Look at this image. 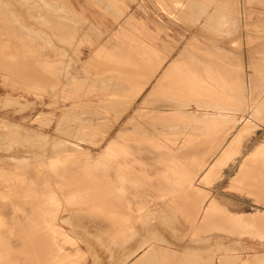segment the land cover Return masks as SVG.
Listing matches in <instances>:
<instances>
[{"label":"rangeland","instance_id":"rangeland-1","mask_svg":"<svg viewBox=\"0 0 264 264\" xmlns=\"http://www.w3.org/2000/svg\"><path fill=\"white\" fill-rule=\"evenodd\" d=\"M55 22H64L65 33L52 31ZM1 40L4 48L0 46V51L20 55L21 63L32 66L31 74L35 66L50 74L16 81V77L0 72V264H36L35 257L38 264H264V228L239 230L228 221L239 218L230 214L264 211V193L255 197L247 187L235 189L231 182L245 156L254 149L256 160L264 167V105L259 103L264 97V0H0ZM139 47L146 49L147 55ZM174 56L179 60L175 69L185 72L181 78L212 80L207 83L211 85L208 92L198 97L188 84L171 81L180 76L165 75V87L149 98ZM134 57L154 59L150 64L139 60L141 73L150 79L139 96L128 89L129 93L125 92L116 81L126 78L122 72L132 70ZM157 67L159 74L152 76ZM116 70L119 74L115 75ZM196 70L199 73L195 74ZM117 74L123 77L115 78L113 87ZM176 85L188 87L186 98L169 91ZM206 100L212 103L208 105ZM174 103L178 107L166 105ZM217 114L222 119H215ZM240 129L241 140L229 148L236 157L244 147L242 154L234 161L228 158L230 154L224 155L203 181L204 173L223 149L231 146ZM79 130L84 135H78ZM134 132L142 133L141 137ZM79 136L84 137L79 140ZM76 180L85 182L86 190ZM26 190L30 198L22 202ZM211 202L210 212L215 213L209 212L208 220L203 221L202 214ZM19 203L22 206L18 209ZM22 208L32 210L37 219L31 223L32 233L35 230L32 241H37L32 249L23 236L27 223L16 222ZM44 245L51 250L41 249ZM37 247L48 252L43 253L44 258Z\"/></svg>","mask_w":264,"mask_h":264},{"label":"bare ground","instance_id":"bare-ground-1","mask_svg":"<svg viewBox=\"0 0 264 264\" xmlns=\"http://www.w3.org/2000/svg\"><path fill=\"white\" fill-rule=\"evenodd\" d=\"M194 1V0H193ZM28 3V2H27ZM53 3V2H52ZM55 3V2H54ZM103 3V2H102ZM103 4H106V3H103ZM99 5V4H98ZM56 6H57V4H56ZM102 6H104V5H102ZM202 6H204V5H202ZM206 6H207V4H206ZM45 7V6H44ZM53 7V6H52ZM63 7H64V5H63ZM107 7V6H106ZM65 8V7H64ZM105 8V7H104ZM201 8V7H200ZM3 9V8H2ZM15 9V8H14ZM106 9V8H105ZM205 9H206V7H205ZM3 10H5V9H3ZM12 10V9H11ZM42 10V9H41ZM44 10H47V9H44ZM7 11V10H6ZM8 11H10V10H8ZM14 11V10H13ZM63 11V10H62ZM5 12V11H4ZM31 12V11H30ZM29 12V13H30ZM52 12V11H51ZM117 12V11H116ZM25 13H26V11H25ZM32 13V12H31ZM53 13H55V12H53ZM4 14V13H3ZM41 14V13H40ZM69 14V13H68ZM29 15V14H28ZM32 15V14H31ZM49 15V14H48ZM55 15V14H54ZM58 15V14H57ZM120 15V14H119ZM66 16V15H65ZM76 16V15H75ZM30 17V16H29ZM34 17V16H33ZM33 17H31V18H33ZM74 17V16H73ZM118 17V16H117ZM14 18H15V16H14ZM47 18V17H46ZM55 18V17H54ZM67 18V17H66ZM76 18V17H75ZM125 18V17H124ZM8 19V18H7ZM50 19H52V18H50ZM63 19V18H62ZM83 19V18H82ZM2 20V19H1ZM10 20V19H9ZM15 20H17V19H15ZM54 20V19H53ZM56 20H58V19H56ZM55 20V21H56ZM3 21V20H2ZM7 21V20H6ZM49 21V20H48ZM75 21V20H74ZM85 21V20H84ZM11 22V21H10ZM72 22V21H71ZM80 22V21H79ZM18 23V22H17ZM64 23V22H63ZM63 23H52L53 25V30L52 31H55L56 33H57V35L59 34V35H61V33L63 34V32H64V24ZM81 23V22H80ZM127 23V22H126ZM206 23V22H205ZM8 24H9V22H8ZM7 24V25H8ZM78 24V23H77ZM10 25V24H9ZM8 25V26H9ZM14 25V24H13ZM13 25H10V26H13ZM16 25V24H15ZM66 25V24H65ZM91 25V24H90ZM206 25V24H205ZM3 26V25H2ZM24 26V25H23ZM51 26V25H50ZM51 26V27H52ZM68 26V25H67ZM203 26V25H202ZM17 27V26H16ZM22 27V26H21ZM66 27V26H65ZM70 27V26H69ZM73 27H74V25H73ZM72 27V28H73ZM3 28V27H2ZM13 28V27H12ZM72 28H69V30L70 29H72ZM91 28V27H90ZM12 30V29H11ZM15 30V29H14ZM91 30V29H90ZM48 31V30H47ZM80 31V30H79ZM138 31V30H137ZM14 32V31H13ZM55 32L53 33V34H55ZM95 32V31H94ZM52 33V32H51ZM65 33V32H64ZM67 33V32H66ZM68 33H70V32H68ZM76 33V32H75ZM79 33V32H78ZM82 33V32H81ZM103 33V32H102ZM9 34V33H8ZM45 34H46V32H45ZM83 34V33H82ZM81 34V35H82ZM262 34V33H261ZM5 35V34H4ZM11 35V34H10ZM12 35H13V33H12ZM41 35V34H40ZM52 35V34H51ZM56 35V34H55ZM54 35V36H55ZM57 35H56V38H57ZM73 35H74V33H73ZM81 35H80V37H81ZM103 35V34H102ZM20 36V35H19ZM75 36H77V35H75ZM17 37V36H16ZM33 37V36H32ZM50 37V36H49ZM52 37H53V35H52ZM61 37V36H60ZM59 37V38H60ZM63 37V36H62ZM71 37V39H72V37H74V36H70ZM79 37V38H80ZM143 37V36H142ZM22 38V37H21ZM69 38V37H68ZM144 38V37H143ZM23 39V38H22ZM58 39V38H57ZM70 39V40H71ZM76 39V38H75ZM32 40V39H31ZM53 40V39H52ZM55 40V39H54ZM53 40V41H54ZM59 40V39H58ZM67 40V39H66ZM3 40H1L0 42H2ZM72 41V40H71ZM140 41V40H139ZM5 42V41H4ZM62 42V41H61ZM73 42H74V39H73ZM57 43V42H56ZM65 43V42H64ZM80 43V42H79ZM2 44V45H1ZM0 44V46H2L3 48H4V44H3V42ZM7 44V43H6ZM11 44V43H10ZM74 44V43H73ZM105 44V43H104ZM71 45V44H70ZM77 45V44H76ZM108 45V44H107ZM73 46V45H72ZM104 46V45H103ZM106 46V45H105ZM109 47H111V46H109ZM108 47V48H109ZM113 47V46H112ZM1 48V47H0ZM8 48V47H7ZM60 48V47H59ZM140 48L141 47H139V50H140ZM10 49V48H9ZM11 49H14V48H11ZM61 49V48H60ZM104 49H106V48H104ZM137 49V48H136ZM1 50V49H0ZM3 50V49H2ZM1 50V51H2ZM133 50V49H132ZM139 50H138V52H139ZM141 50H143V52L146 50V49H142L141 48ZM0 51V72H2L3 74L4 73H6L7 75H9V76H14V77H16L17 79H16V81H21V80H24L25 78H27V77H29V76H32V77H38V78H36V79H40V78H43V77H45V76H47V75H49L50 74V71L48 72V71H42L40 68L38 69V67H34V70H33V72H35V74L32 72V74H31V65H28L27 63H21V61H22V59H21V61L19 60V57H20V53H17V52H15V53H17L18 55H19V57H17L15 54L13 55V54H10V53H7V52H1ZM4 51H5V49H4ZM9 51V50H8ZM65 51V50H64ZM101 51V50H100ZM120 51V50H119ZM118 51V52H119ZM134 51V50H133ZM209 51V50H208ZM11 52V51H10ZM12 52H14V51H12ZM11 52V53H12ZM104 52H106V50H104ZM110 52H111V50H110ZM112 52H113V50H112ZM117 52V53H118ZM121 52V51H120ZM135 52V51H134ZM141 52V51H140ZM140 52L138 53L139 55H140ZM145 52H148L147 50L145 51ZM144 52V53H145ZM206 52H207V50H206ZM25 53V52H24ZM101 53H103L102 51H101ZM151 53V52H150ZM71 54V53H70ZM98 55H101L100 54V52L99 53H97ZM109 54V53H108ZM111 54V53H110ZM137 54V53H136ZM146 54V53H145ZM144 54V55H145ZM25 55V54H24ZM64 55V54H63ZM114 55H115V53H114ZM143 55V54H142ZM147 55V54H146ZM150 55V54H149ZM65 56H66V54H65ZM103 56V55H102ZM106 56V55H105ZM108 56H110V55H108ZM118 56V55H117ZM120 56H123V55H120ZM126 55H124V57H125ZM151 56V55H150ZM150 56H148V57H150ZM21 57L23 58V54L21 55ZM104 57V56H103ZM114 57V56H113ZM119 57V56H118ZM124 57L123 58H121L122 60L124 59ZM140 57V56H139ZM144 57V56H143ZM140 58L141 59V61H143L142 59H144V58ZM175 58H176V56H174ZM206 58H207V56H205ZM26 58V57H25ZM30 58V57H29ZM67 58H69V57H67ZM115 58H116V56L114 57V59H113V61H116L115 60ZM146 58V57H145ZM151 58V57H150ZM31 59V58H30ZM29 59V60H30ZM139 59V60H140ZM174 59V58H173ZM208 59V58H207ZM110 60V59H109ZM118 60V59H117ZM131 62H130V60L128 59L127 61H129L130 63H132V66L130 65V67H132V70H131V68H130V71H128V70H125L124 72H122V73H124L125 75L124 76H126V78L124 79V77L123 76H121V77H123V80H119V79H116V81H117V84L118 83H121L122 84V88H123V90L125 91L126 89H128V90H130L131 92H133L134 91V96L135 95H137V96H139L143 91H145V89L147 88V86H148V83L150 82L149 80H147L146 78H144V75L141 73V71H140V69H141V64L139 65V60L137 59V58H131ZM146 62H147V60L149 61V58L146 60V59H144ZM150 60H152V59H150ZM196 60H198V59H196ZM24 61H27V60H24ZM35 61V60H34ZM58 61V60H57ZM119 61V60H118ZM121 61V60H120ZM144 61V62H145ZM154 61V59L152 60V61H149V63L148 64H150L151 62H153ZM178 61L179 60H177V58L176 59H174L172 62H170L169 64H168V66L166 67V69L163 71V73L160 75V77H159V80H158V82L152 87V90H150V97L149 96H146L147 98L149 97V98H151L152 96H151V94H153V93H158L161 89H163L164 87H163V83L165 82V80L163 79V76H165V75H168V76H176V75H178V77L180 76V78H176V77H174L175 79H173V80H171L172 82H176V83H179V84H183V83H186V85L188 84V86H189V89L196 95V96H200V95H202L203 93H206V92H208V87H210L211 85V82H212V80H211V82L210 81H206V80H199V79H201V78H195V79H183V78H181L183 75L182 74H184L185 72H181V71H179V70H176L175 69V66H176V64L178 63ZM205 61V60H204ZM54 62V61H53ZM109 62H112V60L111 61H109ZM124 62H126V59L124 60ZM123 62V63H124ZM197 62V61H196ZM60 63H61V61H60ZM113 63H115V62H113ZM116 63H117V61H116ZM118 63H120V62H118ZM123 63H120V64H123ZM129 63V64H130ZM58 64V63H57ZM62 64V63H61ZM60 64V65H61ZM64 64V63H63ZM68 64V63H67ZM98 64V63H97ZM100 64V63H99ZM107 64V63H106ZM120 64H117V66H121ZM128 65V63H125V65ZM209 64V63H208ZM33 65V64H32ZM48 66H52V65H49V63L47 64ZM59 65V64H58ZM74 65H76V64H74ZM73 65V66H74ZM124 65V64H123ZM124 65V66H125ZM151 65H153V63L151 64ZM34 66V65H33ZM44 66V65H43ZM43 66H40V67H43ZM63 66V65H62ZM65 66H66V64H65ZM113 66V65H112ZM112 66L110 65V67H111V69H112ZM45 67V70H47V68H46V65L44 66ZM64 67V66H63ZM69 67V66H68ZM82 67V66H81ZM104 67H105V64H104ZM107 67V66H106ZM147 67V66H146ZM48 68H50V67H48ZM53 68H54V66H53ZM118 68V67H117ZM116 67H115V69H117ZM120 68H122V67H120ZM257 68V67H256ZM59 69V68H58ZM61 69V68H60ZM68 69V68H67ZM124 69V68H123ZM126 69V68H125ZM65 70V69H64ZM117 70H119V72L122 70V69H117ZM117 70L116 71H114L113 73L116 75V73H118L117 72ZM159 70H160V67H157L155 70H153V71H151L152 73H151V75L152 76H155V75H157V74H159ZM206 70V69H205ZM214 70H215V68H214ZM61 71V70H60ZM63 71V70H62ZM61 71V72H62ZM195 71V70H194ZM198 70H196V72H194L195 74L196 73H199V72H197ZM210 71V70H209ZM224 71H226V70H224ZM59 72V71H58ZM104 72V71H103ZM110 72V71H109ZM109 72H108V74H109ZM112 72V71H111ZM189 72H191V73H193V71H189ZM201 72V71H200ZM218 72V71H217ZM65 73V72H64ZM68 73H69V71H68ZM113 73H111L110 75L112 76V74ZM121 73V75H123ZM206 73V72H205ZM38 74V75H37ZM107 74V75H108ZM119 74V73H118ZM117 74V75H118ZM143 76H142V75ZM190 74V73H189ZM215 74V72L213 73V75ZM217 74V73H216ZM220 74V73H219ZM37 75V76H36ZM42 75V76H41ZM68 75V74H67ZM67 75H66V77H67ZM73 75V74H72ZM86 75H87V73H86ZM101 75V74H100ZM206 75V74H205ZM208 75V74H207ZM206 75V76H207ZM62 76V75H61ZM68 76H70V75H68ZM79 76V75H78ZM98 75H96V77H97ZM147 75H145V77H146ZM222 76V75H221ZM224 76V75H223ZM255 76H256V74H255ZM63 77V76H62ZM106 77V76H105ZM113 77H114V75H113ZM113 77H110L109 78V83H110V81H112V80H110L111 78H113ZM120 77V75H118V76H116V77H114V82H113V84H112V82L110 83V84H112L113 85V87H116L115 86V78H121ZM140 77H143L144 79H146V81H143V80H141V78ZM150 77V76H149ZM204 77V76H203ZM209 77V76H208ZM207 77V78H208ZM211 77V76H210ZM216 77V76H215ZM59 78V77H58ZM74 78V77H73ZM72 78V79H73ZM140 78V79H139ZM142 78V79H143ZM194 78V77H193ZM225 78V77H224ZM28 79H30V78H28ZM78 79V78H77ZM104 79V78H103ZM196 79H198V80H196ZM210 79V78H209ZM217 79V78H216ZM56 80V79H55ZM106 80V79H105ZM119 80V81H118ZM218 80V79H217ZM221 80V79H220ZM226 80H227V78H226ZM45 81H46V79H45ZM101 81V80H100ZM108 81H107V84H109L108 83ZM144 83H143V82ZM214 81H215V79H214ZM224 81V80H223ZM228 81V80H227ZM36 82V81H35ZM39 82V81H38ZM37 82V83H38ZM62 82V81H61ZM76 82V81H75ZM82 82H84V83H86L84 80H82ZM105 83H106V81H104ZM142 82V83H141ZM210 82V84L208 85L207 83H209ZM217 82V81H216ZM78 83V82H77ZM89 83V82H88ZM115 83V84H114ZM221 83V82H220ZM261 83V82H260ZM80 84V83H79ZM91 84V83H90ZM89 84V85H90ZM94 84H95V82H93V86H94ZM102 84V83H101ZM109 84V85H110ZM205 84V85H204ZM207 84V85H206ZM216 83H214V85H215ZM86 85V84H85ZM103 85V84H102ZM213 85V84H212ZM214 85L212 86V87H214ZM224 85H225V83L223 84V87H224ZM66 86H67V84H66ZM74 87H75V85H73ZM78 86V85H77ZM83 86H84V84H83ZM105 86V85H104ZM111 86V85H110ZM218 86V85H217ZM222 86V85H221ZM249 86V85H248ZM62 87V86H61ZM60 87V88H61ZM86 87V86H85ZM91 87V86H90ZM97 87V86H96ZM106 87V86H105ZM107 87H109V86H107ZM107 87H106V89H107ZM113 87L111 88L110 87V89H113ZM117 87H118V85H117ZM171 87V86H170ZM212 87H211V89H212ZM252 87V86H251ZM49 88V87H48ZM71 88V87H70ZM89 88V87H88ZM103 88V87H102ZM168 88H169V86H168ZM168 88H167V90H168ZM188 87H183V86H178V85H176V86H173V87H171V89L169 90L171 93H175V94H177V95H181V96H185V95H187L188 93V89H187ZM245 88H246V86H245ZM258 88V87H257ZM41 89V88H40ZM46 89V88H45ZM56 89V88H55ZM79 89V88H78ZM83 89H85V88H83ZM104 89V88H103ZM109 88H108V90H110ZM116 89H118V88H116ZM216 89H217V87H216ZM222 89V88H221ZM36 90V89H35ZM62 90V89H61ZM119 91H120V89H118ZM122 89H121V92L123 91ZM128 90H126V91H128ZM215 90V89H214ZM252 90V89H251ZM256 90V89H255ZM254 90V91H255ZM38 91V90H37ZM54 91V90H53ZM65 91V90H64ZM67 91V90H66ZM112 91V90H111ZM114 92H115V90H113ZM112 91V92H113ZM119 91H117L118 93H119ZM123 91V92H124ZM125 91V92H126ZM216 91V90H215ZM245 91H246V89H245ZM84 92V91H83ZM124 92V93H125ZM260 92V91H259ZM261 92H263V91H261ZM109 94H110V92H108ZM116 93V92H115ZM128 93H129V91H128ZM127 93V94H128ZM61 94V93H60ZM87 94V93H86ZM127 94L125 95V96H127ZM249 94V93H248ZM251 94V93H250ZM108 96V95H107ZM158 96V95H157ZM245 96H246V94H245ZM250 96V95H249ZM53 97V96H52ZM167 97V96H166ZM187 96H185V98H186ZM193 97V96H192ZM248 97V96H247ZM251 97H253L252 96V94H251ZM134 98V97H133ZM146 98V99H147ZM170 98V97H169ZM169 98H168V100H169ZM172 98V97H171ZM170 98V99H171ZM174 98V97H173ZM184 98V97H183ZM230 98V97H229ZM243 98V97H242ZM127 99V98H126ZM135 99V98H134ZM167 99V98H166ZM197 99H199V98H197ZM249 99V98H248ZM257 99V98H256ZM172 100V99H171ZM179 100V99H178ZM251 100V99H250ZM261 100V99H260ZM119 101V100H118ZM199 101V100H198ZM208 100H206V102H207ZM231 101H233V100H231ZM254 101H256V100H253L252 102L254 103V105H255V102ZM55 102H57V101H54V103ZM99 102V101H98ZM144 102H145V100H144ZM143 102V103H144ZM184 102V101H183ZM202 104L205 102V101H200ZM200 102H198V104L200 103ZM209 102H211V101H208V103ZM247 102V101H246ZM245 102V103H246ZM249 102H251V101H249ZM250 103V105H252L253 103ZM261 102V106H263L264 105V97L262 98V100L261 101H259V103ZM53 103V102H52ZM54 103H53V105H54ZM118 103V102H117ZM129 103H130V101H129ZM182 103V102H181ZM212 103V102H211ZM106 104V103H105ZM114 104H115V102H114ZM142 104V103H141ZM188 104V103H187ZM205 104V103H204ZM213 104H214V102H213ZM212 104V105H213ZM217 104V103H216ZM215 104V105H216ZM249 104V103H248ZM57 105V104H56ZM75 105V104H74ZM108 105V104H107ZM167 106H169V107H173V108H175V107H178V106H176L177 105V103H174V104H166ZM179 105H180V103H179ZM200 105V104H199ZM208 105H210V103L208 104ZM257 105H258V102H257ZM259 105V106H260ZM109 106H110V104H109ZM187 106H189V105H187ZM198 106V105H197ZM217 106H218V104H217ZM258 106V107H259ZM76 107V106H75ZM124 107V106H123ZM200 107V106H199ZM254 107H256L257 108V106H254ZM106 108V107H105ZM125 108V107H124ZM184 108H186V107H184ZM189 108V107H188ZM197 108V107H196ZM224 108V107H223ZM256 108H254L255 110H256ZM263 108V107H262ZM72 109V108H71ZM111 109H113V108H111ZM181 109V108H180ZM198 109V108H197ZM200 109V108H199ZM225 109V108H224ZM227 109V108H226ZM244 109H246V106L244 107ZM250 109V108H249ZM114 110H115V108H114ZM134 110V109H133ZM183 110V109H182ZM187 110V109H186ZM206 110H208V109H206ZM228 110H231V109H228ZM227 110V111H228ZM83 111V110H82ZM81 111V112H82ZM118 110H116V112H117ZM144 111H145V109H144ZM189 111H191V110H188V114H189ZM197 111V110H196ZM247 111V110H246ZM245 111V112H246ZM264 111V110H263ZM263 111H261V112H263ZM94 111L92 110V113H93ZM96 112V111H95ZM94 112V113H95ZM97 112H99V111H97ZM152 112V111H151ZM204 112H205V110H204ZM217 112V111H216ZM222 112V111H221ZM230 112V111H229ZM232 112V111H231ZM102 113V112H101ZM123 113V112H122ZM185 113H186V111H185ZM214 113V112H213ZM220 113V112H219ZM223 113V112H222ZM233 113V112H232ZM257 114H259L258 112H256ZM255 112H254V114H256ZM264 113V112H263ZM68 114V113H67ZM77 114V113H76ZM85 114V113H84ZM89 114H90V111H89ZM99 114V113H98ZM132 114V113H131ZM144 114V113H143ZM191 114V113H190ZM210 114H211V112H210ZM225 114V113H224ZM87 115V114H86ZM91 115V114H90ZM94 115V114H93ZM100 115V114H99ZM103 115V114H102ZM116 115H117V113H116ZM122 115V114H121ZM141 115V114H140ZM218 115H220L221 116V114H217V116H216V118L215 119H219V118H221V117H219ZM233 115V114H232ZM63 116V115H62ZM65 116V115H64ZM88 116V115H87ZM210 116V115H209ZM213 116V115H212ZM226 116H227V114H226ZM65 117H67V116H65ZM64 117V118H65ZM96 117V116H95ZM218 117V118H217ZM223 117V116H222ZM228 117V116H227ZM231 117V116H230ZM93 118V117H92ZM99 118V117H98ZM101 118V117H100ZM105 118V117H104ZM142 118V117H141ZM153 118V117H152ZM233 118V117H232ZM237 118V117H236ZM66 119H68V118H66ZM69 119H70V117H69ZM71 119H72V117H71ZM90 119V118H89ZM88 119V120H89ZM161 119V118H160ZM222 119V118H221ZM220 119V120H221ZM234 119V118H233ZM64 120V119H63ZM81 120V119H80ZM98 120V119H97ZM130 120V119H129ZM159 120V119H158ZM91 121V120H90ZM98 121H100V120H98ZM152 121V120H151ZM151 121H145L146 122V124H150L151 123V126H154V124L155 123H152ZM164 121V120H163ZM167 121V120H166ZM166 121H164V122H166ZM238 121V120H237ZM59 122V121H58ZM67 122V121H66ZM93 122V121H92ZM96 122V121H95ZM128 122V121H127ZM130 122V121H129ZM140 122H142V121H140ZM145 122H144V125H145ZM159 122V121H158ZM168 122V121H167ZM166 122V123H167ZM236 122V121H235ZM240 122V121H239ZM64 123V122H63ZM62 123V124H63ZM69 123V122H68ZM100 123H101V121H100ZM103 123V122H102ZM131 123V122H130ZM134 123H135V121H134ZM171 123V122H170ZM238 123V122H237ZM10 124V123H9ZM65 124V123H64ZM70 124V123H69ZM83 124V123H82ZM99 124V123H98ZM125 124V123H124ZM141 124V123H140ZM101 125V124H100ZM103 125V124H102ZM130 125V124H129ZM142 125V124H141ZM160 125V124H159ZM163 125H165V124H163ZM162 125V126H163ZM64 126V125H63ZM80 126V125H79ZM84 126H85V124H84ZM91 126H92V124H91ZM139 126V125H138ZM147 126V125H146ZM150 126V125H149ZM69 127V126H68ZM87 127V126H86ZM143 127H145V126H143ZM72 128V127H71ZM76 128V127H75ZM80 128V127H79ZM88 128V127H87ZM87 128H86V130H87ZM140 128H142L141 126H140ZM148 128V127H147ZM81 129V128H80ZM85 129V128H84ZM95 129V128H94ZM134 129V128H133ZM136 129V128H135ZM151 129V128H150ZM150 129H149V131H150ZM154 129V128H153ZM160 129V128H159ZM75 129H74V127H73V130L72 131H74ZM77 130V129H76ZM83 130V129H82ZM86 130H85V133H87L88 134V132H90V130L88 129L87 130V132H86ZM146 130V129H145ZM156 130H157V128H156ZM156 130H154L155 132H157ZM71 131V130H70ZM125 131V130H124ZM136 131V130H135ZM146 131H148V130H146ZM79 132H80V130H79ZM119 132H120V129H119ZM127 132H129V131H127ZM139 132H141V131H139ZM153 132V131H152ZM237 136H236V138L233 140V141H231L230 143V145L231 146H229L228 145V148H224L223 149V151L221 152V154L213 161V163L210 165V167H209V169L204 173V175H203V181H207V178L209 177V172L213 169V171H214V169L216 170L217 169V167H218V165H220V162L222 161V159L225 157L224 155H226V154H230V155H228V158H230L231 159V161L233 160L234 161V159H236L238 156H240L241 154H242V152H243V149H244V147H243V149L242 150H240L237 154H236V157H235V152H234V150L233 149H230V148H232V146L234 147V143H238L240 140H241V138H242V136H243V129H240L239 131L237 130ZM29 133V132H28ZM31 133V132H30ZM83 133H84V131H83ZM95 133V132H94ZM121 133H124V132H121ZM135 134H137L136 132H134ZM148 133V132H147ZM81 134V132L80 133H78V135H80ZM111 134V133H110ZM120 134V133H119ZM124 134H126V132L124 133ZM123 134V135H124ZM127 134H129V133H127ZM126 134V135H127ZM142 134V133H141ZM141 134L139 135V134H137L138 136H140L141 137ZM157 134V133H156ZM159 134V133H158ZM61 135V134H60ZM77 135V136H78ZM81 135H84V134H81ZM131 135V134H130ZM145 135V134H144ZM147 135H150V132L147 134ZM147 135H145V136H147ZM153 136H154V134H152ZM162 135V134H161ZM2 136V135H1ZM8 136V135H7ZM40 136V135H39ZM66 136V135H65ZM118 136H120V135H118ZM117 136V137H118ZM3 137V136H2ZM46 137V136H45ZM49 137V136H48ZM51 137V136H50ZM81 137H84V136H81ZM80 136H79V140H80V138H81ZM94 137V136H93ZM114 137V136H113ZM124 137H126V136H124ZM1 138V137H0ZM3 138H5V137H3ZM10 138V137H9ZM29 138V137H28ZM32 138V137H31ZM70 138V137H69ZM77 138V137H76ZM90 138V137H89ZM118 138H122V135L120 136V137H118ZM42 139V138H41ZM46 139V138H45ZM82 139V138H81ZM115 139V138H114ZM3 140V139H2ZM28 140V139H27ZM53 140H55V139H53ZM63 141H64V139H62ZM61 140V141H62ZM77 141H78V138L76 139ZM90 140H91V138H90ZM1 141V140H0ZM6 141V140H5ZM19 141V140H18ZM32 141V140H31ZM58 141H60V140H58ZM60 141V142H61ZM28 142V141H27ZM30 142V141H29ZM57 142V141H56ZM56 142H54V143H56ZM80 142H83V141H80ZM86 142V141H85ZM90 141H88V142H86V143H89ZM21 144H23L22 142H21ZM50 144V143H49ZM63 144H64V142H63ZM71 144V143H70ZM43 145V144H42ZM56 145V144H55ZM72 145H74V144H72ZM45 146V145H44ZM54 146V145H53ZM65 146V145H64ZM77 146V145H76ZM76 146H74V148L76 147ZM82 146V145H81ZM107 146V145H106ZM245 146V145H244ZM59 147V146H58ZM62 147V146H61ZM68 147V146H67ZM79 147L80 146H78V148L77 149H79ZM230 147V148H229ZM35 148V147H34ZM53 148V147H52ZM73 148V149H74ZM6 149V148H5ZM37 149H38V147H37ZM49 149V148H48ZM62 149H63V147H62ZM72 148H70L68 151H70ZM81 149V148H80ZM82 149H84L83 147H82ZM60 150V149H59ZM42 151V150H41ZM54 151V150H53ZM57 151V150H56ZM63 151V150H62ZM62 151H60V152H62ZM73 151V150H72ZM75 151V150H74ZM256 149H254V152H250L247 156H245V159H244V161L240 164V166H239V168H238V171L236 172V174L231 178V182H232V185H233V187H235V189H237V188H242V187H247L248 188V191H249V193L250 194H253V195H255V197L256 196H258V194L259 193H264V167L261 165L260 166V164L258 163V161L256 160V158H257V154H255L256 153ZM60 152H59V154H60ZM4 153V152H3ZM39 153V152H38ZM41 153V152H40ZM79 153H81V150H79ZM2 154V153H1ZM44 154V153H43ZM42 154V155H43ZM58 154V153H57ZM64 154V153H63ZM71 154H72V152H71ZM76 154H78V153H76ZM264 154V153H263ZM3 155V154H2ZM10 154H8V155H6V158H7V156H9ZM15 155V154H14ZM19 155V154H18ZM62 155V154H61ZM73 155V154H72ZM1 156V155H0ZM49 156V155H48ZM59 156V155H58ZM71 156V155H70ZM234 156V157H233ZM2 157V156H1ZM10 157V156H9ZM13 157H15V156H13ZM36 157V156H35ZM42 157V156H41ZM66 157H67V155H66ZM263 157V156H262ZM45 158H46V156H45ZM65 158V157H64ZM74 158H76V157H74ZM0 159H2V158H0ZM17 159H18V157H17ZM17 159H15V160H17ZM21 159V158H20ZM61 159V158H60ZM66 159V158H65ZM68 159V158H67ZM67 159H66V161H67ZM71 159H73L72 157H71ZM22 160H24V159H22ZM28 160V159H27ZM43 160V159H42ZM42 160H41V162H42ZM46 160V159H45ZM44 160V161H45ZM62 161V160H61ZM15 162H17V161H15ZM202 162V161H201ZM26 163H28V162H26ZM44 163V162H43ZM231 163V162H230ZM230 163H229V165H230ZM38 164V163H37ZM47 164V163H46ZM207 164V163H206ZM206 164H205V166H206ZM232 164V163H231ZM254 164H256L257 165V167H255L254 166ZM195 165V164H194ZM228 165V166H229ZM20 166V165H19ZM18 166V167H19ZM34 166H36V164L34 165ZM49 166V165H48ZM227 166V167H228ZM23 167H25L24 165H23ZM27 167V166H26ZM20 168V167H19ZM22 168V167H21ZM17 169V168H16ZM53 169V168H52ZM51 169V170H52ZM220 169H222V171L224 170V168L222 167V168H220ZM168 170V169H167ZM196 171V170H195ZM221 171V172H222ZM1 172V171H0ZM8 173V172H7ZM2 174H3V170H2ZM6 175V174H5ZM13 176V175H12ZM3 178V177H2ZM6 178V177H5ZM68 178V177H67ZM66 178V179H67ZM74 179H75V177H73ZM121 178H123V177H121ZM69 179V178H68ZM12 180V179H11ZM82 180V182L84 181L83 179H81ZM81 180L79 181V183H82L81 182ZM3 181V180H2ZM5 182H7L6 180H4ZM69 181H70V179H69ZM72 181V180H71ZM75 181V180H74ZM77 181V180H76ZM78 181H77V183H78ZM86 181V180H85ZM13 182V181H12ZM87 182V181H86ZM71 183V182H70ZM76 183V182H75ZM85 183V182H84ZM84 183H82L83 184V186H84ZM67 184H69V182L67 183ZM82 184H81V186H82ZM64 185H65V182H64ZM77 185H79V184H77ZM77 185H74V186H76V188H77ZM87 185H88V183H87ZM73 186V187H74ZM80 186V185H79ZM80 186V187H81ZM85 186H86V184H85ZM84 186V187H85ZM90 186H92V185H90ZM71 187V186H70ZM87 187V186H86ZM86 187H85V189L84 190H86ZM75 188V189H76ZM91 189V187H89V189L88 190H90ZM28 190V189H27ZM27 190H26V192H24L23 193V195H22V197L20 198V200L22 201V202H26V201H28L29 200V193L27 192ZM29 190H31V191H33L34 189H29ZM79 190V189H78ZM83 190V189H82ZM81 190V193L83 192ZM201 190V189H200ZM80 191V190H79ZM92 191V190H91ZM100 191V190H99ZM51 193V192H50ZM53 193V192H52ZM96 193V192H95ZM95 193H93V195L95 194ZM100 193V192H99ZM108 193V192H107ZM248 193V192H247ZM246 193V194H247ZM54 194V193H53ZM89 194L91 195V193L89 192ZM98 195V194H97ZM202 195V194H201ZM249 195V194H248ZM52 196V195H51ZM110 196V195H109ZM204 196V195H203ZM262 196V195H261ZM5 197H6V195H5ZM90 197V196H89ZM2 198H3V196H2ZM92 198V197H91ZM90 198V199H91ZM261 198V197H260ZM0 199H1V197H0ZM5 199V198H4ZM95 199V198H94ZM97 199V198H96ZM95 199V200H96ZM100 199V198H99ZM191 198H189V200H190ZM111 200V199H110ZM192 200V199H191ZM197 200H199V199H197ZM200 200H202V199H200ZM206 200H207V198H203V201L204 202H206ZM90 201V200H89ZM107 201V200H106ZM106 201H104L105 203H107ZM193 201V200H192ZM262 201H263V199H262ZM101 202V201H100ZM103 202V203H104ZM138 202V201H137ZM186 202V201H185ZM188 202V201H187ZM189 202H191V201H189ZM202 202V201H201ZM102 203V202H101ZM111 203H113V201L111 202ZM192 203H194V202H192ZM114 204V203H113ZM197 204H199V202H197ZM185 205V204H184ZM189 205H191V204H189ZM193 205V204H192ZM196 205V204H195ZM195 205H194V207H195ZM202 205V204H201ZM214 205V202H211L210 204H209V206L206 208V210L204 211V213L202 214L203 216H202V220L203 221H205L206 219H207V217H208V213L211 211V209H212V206ZM20 206H22V203H19L18 204V209H19V207ZM106 206V204H104V207ZM188 206V205H187ZM93 207V206H92ZM189 207V206H188ZM202 207V206H201ZM113 208V207H112ZM197 207H195V209H196ZM185 209H187V207H185ZM189 209H190V207H189ZM188 209V210H189ZM199 209V208H198ZM20 211L22 212L20 215H17L16 216V222L17 223H27V227L26 228H24V232H23V236H25V238H26V241H27V244H28V247H29V249H32L34 246H35V244H37L36 242L37 241H32V235L35 233V230H34V233H32V225H31V223H36L37 221V219L35 220V214H34V212L32 211V210H25V209H20ZM158 211V210H157ZM187 211V210H186ZM197 211V210H196ZM120 212V211H119ZM212 212H214L215 213V211H213L212 210ZM212 212H210L211 214H212ZM75 213V212H74ZM81 214V213H80ZM84 214V213H83ZM188 214H190V212L188 213ZM197 214V213H196ZM196 214H195V216H196ZM144 215V214H143ZM219 215V214H218ZM218 215H216V216H218ZM221 215V214H220ZM257 215V214H256ZM37 216H39V215H37ZM72 216H73V214H72ZM76 216H78V215H76ZM92 216V215H91ZM150 216V215H149ZM104 217H107V216H104ZM214 217H215V215H214ZM226 217V216H225ZM224 216H223V219L225 218ZM79 218V217H78ZM77 218V219H78ZM83 218V217H82ZM150 218V217H149ZM153 218V217H152ZM196 218V217H195ZM42 219V218H41ZM74 219V218H73ZM76 219V218H75ZM214 219V218H213ZM221 219V218H220ZM226 219V218H225ZM228 219V218H227ZM241 220H240V222H237V221H235V220H233V219H228V221L230 220V223L231 224H229V225H232L233 227H238V228H236V229H239V227L241 228V227H243V229L244 228H249V229H252V228H259V227H263L264 228V218H261L260 216H250V217H241L240 218ZM39 221H40V218L38 219ZM68 220V219H67ZM85 220V219H84ZM101 220V219H100ZM108 220V219H107ZM113 220V219H112ZM154 220V219H153ZM208 220V219H207ZM0 221H2V220H0ZM87 221H88V219H87ZM98 221H99V219H98ZM143 221V220H142ZM213 221V220H212ZM218 221V220H217ZM223 221V220H222ZM227 221V220H226ZM227 221V222H228ZM4 222V221H3ZM113 222V221H112ZM111 222V223H112ZM147 222H149V221H147ZM155 222V221H154ZM208 222V221H207ZM211 222V221H210ZM220 222V221H219ZM44 223V222H43ZM226 223V222H225ZM224 223V224H225ZM5 224V223H4ZM39 224H41V223H39ZM113 224V223H112ZM118 224V223H117ZM202 224V223H201ZM219 224V223H218ZM109 225V224H108ZM115 225V224H114ZM119 225V224H118ZM216 225V224H215ZM3 226V225H2ZM5 226V225H4ZM25 226V225H24ZM220 226V225H219ZM45 227V226H44ZM115 227H117V226H115ZM225 227V226H224ZM43 228V227H42ZM107 228H108V226H107ZM146 228V227H145ZM176 228V227H175ZM175 228H174V230H175ZM228 228H229V226H228ZM232 228V227H231ZM44 229V228H43ZM95 229V228H94ZM116 229V228H115ZM146 229H148V228H146ZM224 229V228H223ZM242 229V228H241ZM117 230V229H116ZM155 230V229H154ZM198 230V229H197ZM229 230V229H228ZM228 230H227V232H228ZM240 230V229H239ZM248 230V229H247ZM100 231V230H99ZM108 231V230H107ZM147 231V230H146ZM148 231H150V230H148ZM152 231V230H151ZM231 231V230H230ZM255 231V230H254ZM98 232V231H97ZM103 232V231H102ZM245 232V231H244ZM248 232V231H247ZM100 233V232H99ZM36 234H38V233H36ZM95 235V234H94ZM101 235H102V233H101ZM50 236V235H49ZM106 236V235H105ZM107 237V236H106ZM43 238V237H42ZM51 238V237H50ZM119 238V237H118ZM38 239V238H37ZM40 240V239H39ZM111 240V239H110ZM42 241L43 240H41V243H42ZM102 241V240H101ZM143 241V240H142ZM209 241V240H208ZM44 242V241H43ZM57 242V241H56ZM105 242H106V240H105ZM108 242V241H107ZM210 242V241H209ZM145 244V243H144ZM39 245V244H38ZM59 245V244H58ZM45 246L46 245H44V247H42L41 249H45ZM48 246V245H47ZM141 246H143V245H141ZM237 246H239V245H237ZM39 247H41V246H39ZM39 247H37L39 250H41ZM105 247V246H104ZM157 247V246H156ZM159 247V246H158ZM24 248V247H23ZM142 248V247H141ZM140 248V249H141ZM149 248H151V247H149ZM228 248V247H227ZM229 248H230V246H229ZM94 249V248H93ZM109 249V248H108ZM178 249V248H177ZM184 249V248H183ZM192 249V248H191ZM217 249V248H216ZM216 249H214V250H216ZM238 249H239V247H238ZM241 249V248H240ZM38 250V251H39ZM43 250H41V251H43ZM45 250H49V249H45ZM44 250V251H45ZM51 250V249H50ZM49 250V251H50ZM52 250H54V249H52ZM160 250V249H159ZM158 250V251H159ZM208 250V249H207ZM220 250V249H219ZM33 251V250H32ZM37 251V250H36ZM40 251V252H41ZM41 252L42 254L43 253H48L47 251L46 252ZM110 251H111V249H110ZM109 251V252H110ZM150 251V250H149ZM157 251V252H158ZM170 251V250H169ZM234 251V250H233ZM53 252V251H52ZM65 252V251H64ZM156 252V253H157ZM216 252V251H215ZM220 252V251H219ZM30 253V252H29ZM33 253H34V251H33ZM54 253V252H53ZM142 253V252H141ZM154 253V252H153ZM152 253V254H153ZM32 254V253H31ZM42 254L40 255V257L42 256ZM115 254V253H114ZM163 254V253H162ZM161 254V255H162ZM37 255H39V253L37 254ZM44 256L42 257V258H44L45 257V254H43ZM55 255V254H54ZM64 255V254H63ZM170 255V254H169ZM260 255V254H259ZM32 256H33V254H32ZM32 256H31V259H32ZM34 256H36L35 255V253H34ZM141 256H142V254H141ZM154 256H155V254H154ZM165 256V255H164ZM224 256V255H223ZM228 256V255H227ZM226 256V257H227ZM230 256V255H229ZM39 257V259H41ZM61 257V256H60ZM73 257V256H72ZM144 257V256H143ZM220 257V256H219ZM236 257V256H235ZM238 257V256H237ZM28 258H30V257H28ZM34 258V257H33ZM168 258H169V256H168ZM214 258V257H213ZM221 258H222V256H221ZM259 258V257H258ZM34 259H36V264H38L39 262L37 261V258L35 257ZM33 259V260H34ZM151 259V258H150ZM239 259V258H238ZM47 260H48V258H47ZM52 260V259H51ZM156 260V259H155ZM159 260V259H158ZM164 260V259H163ZM234 260V259H233ZM31 261V260H30ZM59 261V260H58ZM136 261V260H135ZM150 261V260H149ZM152 261V260H151ZM165 261V260H164ZM257 261V260H256ZM27 262V261H26ZM43 262H45V261H43ZM47 262V261H46ZM138 262V261H137ZM140 262H142V260L140 261ZM153 262H155V261H153ZM156 262H159V261H156ZM173 262V261H172ZM211 262V261H210ZM223 262V261H222ZM31 263H33V262H31ZM53 263V262H52ZM163 263V262H162ZM212 263V262H211ZM228 263V262H227ZM226 263V264H227ZM46 264V263H45ZM141 264V263H140ZM160 264V263H159ZM213 264V263H212ZM235 264V263H234Z\"/></svg>","mask_w":264,"mask_h":264},{"label":"crops","instance_id":"crops-1","mask_svg":"<svg viewBox=\"0 0 264 264\" xmlns=\"http://www.w3.org/2000/svg\"><path fill=\"white\" fill-rule=\"evenodd\" d=\"M230 215L238 216L239 218H237L236 221L240 222V220H241L240 218L243 217V216H253V215L254 216H259V215L264 216V211L258 210L257 212L252 213V214L238 213V214H230Z\"/></svg>","mask_w":264,"mask_h":264}]
</instances>
